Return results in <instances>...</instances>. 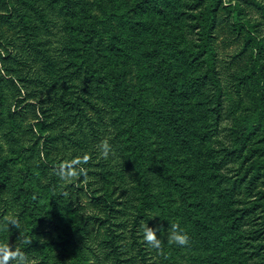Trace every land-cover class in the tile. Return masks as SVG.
Instances as JSON below:
<instances>
[{
    "label": "rangeland",
    "instance_id": "1",
    "mask_svg": "<svg viewBox=\"0 0 264 264\" xmlns=\"http://www.w3.org/2000/svg\"><path fill=\"white\" fill-rule=\"evenodd\" d=\"M88 1L93 10L97 9L98 20L107 34L116 31L117 38H126L128 54H115V66L126 70L130 87L141 90L143 100L147 101L149 110L146 121H142L147 136L143 160L154 185L153 192L159 194L164 207L157 212V223L160 220L166 223L169 232L176 224L188 235L189 243L180 246L185 264H264V68L259 74L252 73L254 63L259 60L264 64V48L256 45L264 44V10L253 3L255 0H232L237 8L231 12L225 5L229 0L222 1L216 7L210 36L215 53L207 58L199 53L200 21L206 6L213 0H156L153 4L136 6L134 16L149 20L151 27L145 29L137 25L134 30L109 13L114 4L122 9L130 8L133 0ZM256 1L264 4V0ZM101 6H105L104 11ZM5 10L6 1L0 0V14ZM47 16L50 21L47 29L43 27V37L60 49L61 44L56 41L62 34L61 20L56 11ZM238 21L244 22L243 25ZM155 29L163 35L166 46V58L161 66L147 55V44L156 42ZM16 36L14 29L0 21V42L7 41L0 44V78L27 73L30 68L34 71L39 66L30 59L28 66H18L10 57V54L28 55ZM1 83L7 98L2 101L0 97V143L3 145L0 180L10 171L11 182L25 176L28 183L36 184L39 180L24 167L23 157L17 158L14 144H9L7 136L2 134L9 125L14 99L11 87ZM29 86L35 89L34 85ZM22 90L26 92L24 86ZM168 96L174 100V114L169 109ZM31 98L39 101L36 96ZM255 118H258V126L242 149L237 131ZM184 126L191 137L185 143L179 138ZM101 156L93 160L99 162ZM158 165L175 171L181 187L158 176V169L151 168ZM257 166H261L259 173L253 177ZM11 182L3 189L8 201L0 199V245L6 247L15 241L20 231V227L7 225L6 219L15 216L25 225L27 217V211L21 212L25 195L17 199L16 194H12ZM44 200L46 209H50L51 196ZM88 201L89 198L83 196L90 212L93 206ZM77 202L73 203L75 208H78ZM56 214L57 228L50 229L54 230L50 234V230L43 229L49 227L47 223L39 226L44 234L36 233L35 250L30 255L24 254L25 264L38 261L44 264L42 244L55 232L56 239L60 240L59 235L63 237L65 232L58 229H68V225L77 220L75 213L68 209ZM90 224L92 237L83 229L72 232L74 240L69 246L73 245L74 251L72 248L61 256L65 257L62 264L81 255L82 243L93 242L97 226L93 221ZM30 226L21 228L26 232ZM22 240L20 245H23ZM86 254L90 256V250Z\"/></svg>",
    "mask_w": 264,
    "mask_h": 264
},
{
    "label": "trees",
    "instance_id": "2",
    "mask_svg": "<svg viewBox=\"0 0 264 264\" xmlns=\"http://www.w3.org/2000/svg\"><path fill=\"white\" fill-rule=\"evenodd\" d=\"M5 1L6 10L0 14V21L16 31L17 39L28 54L27 57L10 54V57L18 66H28L29 59L39 64L34 71L30 68L27 73L0 78L3 80H0L2 101L7 95L1 82L11 87L14 99L8 116L9 125L2 134L7 136L9 144H14L17 158L23 157L24 167L39 180L36 184L28 183L26 177L21 176L11 182L10 171L0 180V199L8 201L3 189L11 182L12 194H16L17 199L25 195L21 212L27 211L25 225L18 221L20 231L7 248L30 255L38 241L36 233L44 234L39 226L47 223L49 227L43 229H56L54 216L61 209H68L75 213L77 220L69 224L68 229H58L65 232L63 237L59 235L60 240L56 239L55 232L42 244L44 264L63 263L65 257L62 259L61 256L73 248L69 244L73 243L74 230L83 229L92 237L91 221L97 226L93 242L82 243L79 246L81 255L77 254L68 264H185L181 247L168 240L169 226L161 220L157 223V212L164 207L159 194L153 192L154 185L143 160L147 136L142 121H146L149 110L147 101L143 100L141 90L135 91L130 87L126 70L115 66V54H128L126 38H117L116 31L107 34L98 20L97 9L93 10L88 0ZM222 1L213 0L201 15L202 37L198 47L199 53H204L207 58L215 53L210 36L215 25L216 7ZM155 2L133 0L131 5L128 2V9L114 4L109 13L130 29L134 30L137 25L150 29L149 20L139 19L133 13H137L136 6ZM253 3L264 10L262 2L255 0ZM225 5L231 12L237 8L232 0L225 1ZM100 9L104 11L105 6ZM53 11L61 20L59 28L62 34L56 41L61 44L60 49L57 48L59 45L53 44L52 47L43 37V27L47 29L50 21L47 14ZM243 23L238 21L239 25ZM155 32L156 42L147 44V55L161 66L166 58L165 40L157 29ZM6 42L2 40L0 44ZM256 45L259 49L264 48L263 43ZM263 68L264 64L258 60L252 73L259 74ZM29 85H34L35 89H30ZM23 86L26 92H23ZM167 98L169 109L174 114V100L170 96ZM257 126L258 118H255L237 131L242 149ZM179 132L184 143L191 139L186 126ZM104 141L111 145L107 158L101 154L100 145ZM2 146L0 143V148ZM98 155H102L99 162L93 160ZM80 167L86 169V174L78 173ZM260 167L257 166L253 177L257 176ZM151 168L158 169V176L181 187L182 182L176 180V172L170 171L166 165ZM72 172L78 174L71 175ZM48 196L52 198L50 209H46L44 200ZM83 196H87L93 206L90 212ZM75 200H78V208L73 206ZM28 224L30 228L23 232L21 227ZM145 225L159 227L160 248L145 244L142 234ZM53 232L49 231L50 234ZM21 239L23 245L19 244ZM88 250L90 256L86 254Z\"/></svg>",
    "mask_w": 264,
    "mask_h": 264
},
{
    "label": "clouds",
    "instance_id": "3",
    "mask_svg": "<svg viewBox=\"0 0 264 264\" xmlns=\"http://www.w3.org/2000/svg\"><path fill=\"white\" fill-rule=\"evenodd\" d=\"M102 155L107 158L111 152V145L104 141L100 145ZM87 160V157L84 158ZM79 163V162H74ZM78 173L86 174V169L83 167H80L78 169ZM77 172L70 173L71 175L78 174ZM5 223L7 225H12L14 227H18V220L15 216H10L6 219ZM159 231V227H149V226H143L142 227V234L145 244L148 247L151 248H160L161 247V239L158 238L157 232ZM168 240L170 243L184 246L189 243V237L188 235L183 232V230L179 229V227L176 224H173L171 226V230L168 235ZM7 253V255H5ZM10 261H14L15 264H25L26 257L25 255L17 250H9L6 246L0 245V264H9Z\"/></svg>",
    "mask_w": 264,
    "mask_h": 264
}]
</instances>
